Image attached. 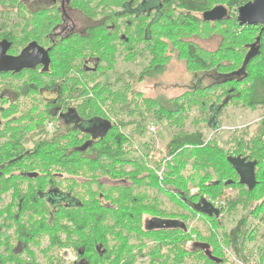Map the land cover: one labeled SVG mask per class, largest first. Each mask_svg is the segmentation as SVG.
Wrapping results in <instances>:
<instances>
[{
    "label": "trees",
    "instance_id": "1",
    "mask_svg": "<svg viewBox=\"0 0 264 264\" xmlns=\"http://www.w3.org/2000/svg\"><path fill=\"white\" fill-rule=\"evenodd\" d=\"M29 1L0 0V38L13 46L10 54H18L31 41L46 45L54 40L55 31L51 30L47 37L44 23L34 24L37 29L31 32V24L27 23L30 17L54 18L51 26L66 17L67 43L60 50L57 41L60 36L55 37L57 44L53 42L54 46H50L48 69L28 71L20 76L11 72L0 74V172L3 173L0 175V234L5 233L0 241L4 239L9 249L14 248L11 240L25 241L41 249L42 236L47 234L48 249H81L84 264H137L139 261L138 264H224L225 246L244 264L250 261L244 243L248 232L246 219H241L221 242L214 230L210 235L191 230L186 221L192 218L179 215L177 205L189 210L193 217L202 216L206 223L219 227L224 207L216 204L220 203L225 189L238 186L245 192L244 201H228L229 211H233L239 204L249 205L251 194L264 186V115L253 135L251 128L236 130L241 138L231 137L236 145L232 154L216 142L218 130L206 139L203 132L190 133L186 128L194 110L199 118L193 124L204 123L213 128L237 100L244 101L249 110L264 111V28L241 27L237 20L238 10L251 0H157L159 7L153 14L137 11L138 2L132 0H68L64 11L62 0H49L47 4L39 0L34 7L29 6ZM218 6L228 10V17L221 22H205L204 14ZM15 17L19 18L16 22L7 20ZM197 32L207 35L217 32L221 35L219 48L208 52L187 40ZM183 36L187 37L184 41ZM178 48L183 49L189 66L197 73L216 72L218 80L174 98L160 95L144 98L132 87L135 75L117 69L118 53L126 62L148 55L150 62L141 71L139 82L159 87L157 81L166 69L169 56ZM231 57L237 59L230 60ZM109 74L114 75L113 81L107 79ZM53 90L61 92L66 99H81L76 112L83 123L109 121L113 124L112 130L104 138L94 140L88 130L80 134L67 126L61 129V134L44 139V130L37 124L46 119L39 117V112H17L15 107L20 100L16 102L15 98H24L21 107L35 102L26 101L31 93L45 97ZM137 98L142 101V107L135 103ZM13 113L22 114L19 120L31 122L35 130L42 128L40 135V132L34 135L39 142L31 144L32 150L28 152L18 145L29 133L26 127L13 125L17 122L12 119ZM119 114L138 119L117 121L114 118ZM148 123L149 127L160 123L176 129L166 148L165 168L161 162L152 165L150 155L141 160L129 157L138 150L133 148V139L126 134V129L136 126L134 131L142 136ZM145 147L150 149L148 144ZM230 156L258 163L255 190L251 192L240 185L239 176L228 162ZM17 167L21 172L19 183L13 175ZM53 172L66 173L72 183L64 187ZM226 182L232 184L226 186ZM77 185L82 186L83 194L77 192ZM60 187L69 193L48 194L49 189ZM163 197L171 203L163 202ZM66 201H74L76 206H64L62 203ZM205 202L220 215L203 212ZM260 207L264 209V201ZM172 221L183 223L186 230ZM13 228V234L9 235ZM125 228L129 234L136 235V245L127 244L128 238L122 236ZM65 232L72 236L66 242L61 239ZM113 235L114 240L121 242L115 249L111 248ZM199 245H208L212 255L222 262L210 260ZM125 249L131 253L126 261ZM135 249L136 258L132 257ZM258 251L264 258V244ZM41 252L43 261L38 263L33 253L32 264L63 262L61 255L53 251L47 254L41 249ZM139 252H144L143 256H138ZM0 264L10 263L0 254Z\"/></svg>",
    "mask_w": 264,
    "mask_h": 264
},
{
    "label": "rangeland",
    "instance_id": "2",
    "mask_svg": "<svg viewBox=\"0 0 264 264\" xmlns=\"http://www.w3.org/2000/svg\"><path fill=\"white\" fill-rule=\"evenodd\" d=\"M153 5L155 4L149 2L147 6L142 7V10L151 9L154 7ZM215 35L218 37H216ZM220 36L221 35H219L217 32L215 34L211 33L208 35L206 33L197 32L195 33V35H190L188 39L187 37L183 36L182 40L184 41L187 39L192 43L198 44L202 49H205V51L207 50L208 52H215L219 48ZM174 51L175 52H173V54L169 56L166 69L164 70L163 74L157 81L159 87H156L155 84L139 82V75L141 71L149 65L150 58L148 57V55H146L145 58L138 57L132 62H126L123 59L124 56L123 55L120 56V54L118 53L117 69L120 72L130 71L132 74L135 75V77L133 78L132 87L135 91L140 92L144 98L153 97L156 95H160L162 97L165 96V97L174 98L181 96L187 93V91L193 89H202L208 87L211 84H214L218 80V76L216 72L197 73L192 66H189L187 57L186 55H184L185 52L183 51L182 48L180 49L178 48L177 50L174 49ZM180 52H182V54ZM232 59L236 60L237 58L231 57L230 60ZM113 76L114 75L109 74L107 76V79L113 81L114 79ZM43 98H44L43 96H40L37 93H31L26 101L31 102L32 100H34L35 102L29 104L25 103V105H23L24 107L23 109H20L21 102H19L17 112H26V113L31 111L39 112V113L46 112V108L43 103ZM137 101H135V103L139 104L138 107L140 106L142 107L143 105L142 101L141 100H139L138 102ZM0 104H2V102ZM4 105H8V104L6 103ZM130 108L132 111L135 110L134 106ZM142 112H145V108H142ZM263 115H264V111L249 110L246 108L244 101L242 100L235 101L234 104L230 105L225 110L219 121L218 122L216 121L217 125H220V130H218V134L215 135L217 139L216 142L220 144V146H222L226 152L232 154V152L236 149V145L234 144L235 142L231 140V137L240 134L239 132H236V130L240 131L245 128H251L250 133L251 135H253L254 132L258 130ZM124 118L126 122L134 121L138 119L137 116L130 117L128 114H119L117 119L116 118L114 119L118 121ZM197 118H199L197 110H194L192 112L191 118L186 123V128L188 132L194 133L196 131H200L203 132L206 139L212 137L213 134H215V128L214 127L208 128L204 123H200L199 126L198 123L193 124V120ZM149 124L150 123L146 124L145 134L142 136L138 135L134 131L136 129V126L132 125L126 129V134L128 136H131L133 139L134 142L133 148L138 150V152L131 153L129 157L133 159L136 158L138 160H141L147 155H150L152 165L154 164V162H158V163L161 162L165 168L166 160L168 159L166 154L167 151L166 148L167 145L170 143L176 129L170 128L168 125L159 123L157 125L158 126L157 134L152 135L148 128ZM240 138H241L240 136H237L235 139H240ZM145 144H148L150 149L145 147ZM190 170L191 169L189 168V171ZM161 171L162 173H164V169H162ZM87 176L89 175L87 174ZM23 187L25 189L26 185H23ZM76 190L78 193L83 194L82 191L83 188L81 185H77ZM255 192L256 193L251 194L252 199L249 205L247 204V206L244 207L243 204H239L237 207L233 209V211H229L228 208L229 200H232L233 202L234 201L240 202V200H243L244 197L246 196L242 188L238 186L234 187V189L233 188H229L227 190L225 189L223 192V196L220 200V203L216 204V207L217 206L224 207V211L219 220L220 223L219 227H215L210 223L209 224L206 223L204 221L205 219H202L203 218L202 216H201L202 218L199 216L193 217V214L189 210H185L178 205H177L178 207L177 211L179 215L192 218L191 220L186 221L188 227L191 230L194 229V232L196 230L206 235H210L209 232L214 230V233L217 234L221 242H224L226 234L228 235L229 232L237 225V223L241 219L243 218L246 219L248 232L244 238V243L247 249L246 254L248 256V259L250 258L249 259L250 261L246 262L245 264H252V263L264 264V258L262 257L261 253L258 251V248L262 249L264 244V239L262 238V236L264 235V209L263 207H260L261 202L264 201V186L259 187V189H257ZM163 202L171 203L165 197H163ZM168 206L171 207L172 204H168ZM206 220L209 219L207 218ZM223 251H224L223 256L226 259V262L224 264H244L236 256L233 255V251L231 250V248L225 246Z\"/></svg>",
    "mask_w": 264,
    "mask_h": 264
},
{
    "label": "flooded vegetation",
    "instance_id": "3",
    "mask_svg": "<svg viewBox=\"0 0 264 264\" xmlns=\"http://www.w3.org/2000/svg\"><path fill=\"white\" fill-rule=\"evenodd\" d=\"M68 0H62V9L64 11L65 5L67 4ZM133 1H137L138 5L136 8L137 11H142L143 12H149L148 14H153L155 13V9H157L159 7V3L157 0H132ZM44 2H46V4L49 2V0H44ZM150 3H154L155 5H153L154 7L148 10H142V7L147 6ZM39 4V0H30L29 1V6L30 7H34L37 6ZM136 9H134L135 11ZM133 12V11H132ZM151 12V13H150ZM19 18L15 17V18H10L7 20L16 22ZM25 20V19H23ZM52 21H54V18H42L41 20L39 18H35V17H30L27 19V23L31 24L29 26V30L31 32H35V29H37L35 26H33L34 24L37 23H44L43 24V31L45 30V32L47 33V37H50V33L51 30L55 31V34L53 35L54 40L52 42L47 43L46 45L41 44L37 41H31L25 48H22L20 52H18V54L16 55H11L10 52L13 49V46L11 45L12 48H10V50L8 51V54L11 56H19L21 55V53L29 48L31 45L33 46H37L40 47L42 49H44L45 51L48 52L49 57L51 54V47L50 46H54V44H59V49L60 50H64L66 48V38H67V33L66 30L68 28L66 22H67V18L64 17L62 19H60V21L57 23V25H52ZM58 21V20H57ZM56 21V22H57ZM25 26H23L24 28ZM40 28V27H39ZM59 29V33H56V30ZM60 36L58 37V40H55L56 36ZM3 42H7L6 40H2L0 38V43ZM54 42V44H53ZM9 43V42H7ZM34 49L30 48V52L32 53ZM51 62V59H50ZM50 65V64H49ZM49 65L46 67L44 65H39L37 66L35 69L32 70H24L20 73H13L11 72L10 74L15 75V76H20L22 75L24 72H28V71H35V70H40L43 71L45 69L49 68ZM1 74V73H0ZM61 92H59L58 90H53L52 92H49L48 95H44L45 97L43 98V101H46L45 104V108H46V112L44 113H39V117L41 118H45L46 120L38 123V127L43 128V132H42V137L44 139H51L54 135L57 134H61V129L65 130V128L67 126L72 127L76 130H78V133L82 134L81 132L83 130L87 131L91 129V139L95 138H101L102 136H104V130H98L96 129V123L95 124H89V123H83L80 115L76 112L78 106H80L79 104H81V99H66V97H64L62 94H60ZM16 102H18V100H20V102L24 101V98H19L16 97L15 98ZM52 101V102H49ZM49 102V104H47ZM75 105V106H74ZM18 109V105L15 107V109ZM21 108H24L23 106H21ZM16 109V110H17ZM1 111V110H0ZM22 117V114L17 113V114H12V119H16L17 122H15L13 125L16 126L17 128H19L20 126H24L26 127V132L29 133V135H27L26 138H24L25 140H21L20 143L18 145V147L21 150H25V151H30L32 150V147H30V145L32 144V146L37 145V143L39 141H37L38 138H36L37 136H34L36 132H40L42 130V128L39 130H35V125H31V122H24V121H20L19 118ZM2 116L0 115V125L2 124ZM29 126V127H27ZM15 127V128H16ZM112 130V129H111ZM110 132V131H109ZM41 134V132L39 133V135ZM38 135V136H39ZM106 135V134H105ZM97 136V137H96ZM104 138V137H103ZM96 139V140H97ZM19 167L15 168V170L13 171V175H16L17 181L16 183H19V180H21V178L19 177L21 172L18 170ZM3 174L2 172H0V175ZM53 175L59 176L58 178V183H60L61 185H65L68 183H72L69 179H67V175L66 173H57V172H53ZM127 183V181H126ZM127 186H129V184H127ZM56 191H61L62 194L66 195L69 192L67 191H62V188L60 187L58 188H51L49 189L48 194L51 193H56ZM64 206H76V203L74 201L70 202V201H66L65 203H62ZM151 228H156V227H152L154 225H150ZM64 229H66L67 225L66 223H64L63 225ZM69 227L71 228L72 226L69 225ZM15 228L11 229V231L9 232V235H12L14 232ZM117 231H121V228L118 229ZM127 228H125L124 231H122V236H125L128 238V245H136L137 241L135 239L136 235H131L127 232ZM5 233L0 234V237H3ZM68 237L70 239H72V236H68L66 233H63L61 235V239L64 240V242H66V240L68 239ZM74 238V237H73ZM115 236H112V241H111V248H118L116 246L121 245V242L119 240H114ZM140 241V240H139ZM145 240H143V243L145 244ZM0 243L2 244L0 246V254L4 256V258L10 263V264H32L33 262V258L31 257L33 255V253L35 254L36 258H38V263H41L43 261L44 255L41 252V249L46 250L47 254H51V252H55V254H59L61 255L62 258V263L61 264H84L85 258H83V253L81 249H77V250H73L71 248H67L65 247L64 250H56V249H48L49 247V242H48V236L47 234H44L42 236L41 239V249H38L37 247H33L31 245H28L27 242L22 241V242H17L14 240H11V244L14 245L13 249H9V247H5V243H4V239H1ZM7 245V243H6ZM96 252H98L97 250H95ZM125 253V258L124 261H126L125 259H129V254L131 255V253H126V249L124 250ZM97 254V253H96ZM118 254V252H117ZM137 250L135 249L133 251L132 257L136 258L137 257ZM144 252H139L138 256H143ZM147 258H145L144 260H146ZM142 261V260H141ZM140 263V261L138 262ZM137 263V264H138Z\"/></svg>",
    "mask_w": 264,
    "mask_h": 264
},
{
    "label": "water",
    "instance_id": "4",
    "mask_svg": "<svg viewBox=\"0 0 264 264\" xmlns=\"http://www.w3.org/2000/svg\"><path fill=\"white\" fill-rule=\"evenodd\" d=\"M228 17V10L223 6H218L208 12L203 16L205 22H221ZM237 20L241 27H258L263 26L264 28V0H251L248 4L242 6L238 10ZM11 45L7 42L0 43V73L2 72H13L20 73L24 70L35 69L39 65L48 66L50 64V57L47 51L37 46H30L25 49L19 56H11L8 54ZM30 48L34 49L33 52H30ZM216 118V116L214 117ZM96 129L104 130V134H107L112 128L113 124L109 121H95L89 124H95ZM215 131L220 130V127L215 123L213 126ZM89 132L91 131L88 130ZM97 137V136H96ZM103 137V136H102ZM229 164L233 167L240 179V185L247 187L250 191H253L257 184L256 161H247L246 158L241 156H230L228 158ZM232 182H226L225 185L229 186ZM203 212L207 213H216L217 216L220 215V212L216 210L212 205L204 203ZM172 224L178 227L186 226L183 223H178L172 221ZM206 252V255L210 260L221 263L222 260L217 259L210 252L208 245H199Z\"/></svg>",
    "mask_w": 264,
    "mask_h": 264
},
{
    "label": "built area",
    "instance_id": "5",
    "mask_svg": "<svg viewBox=\"0 0 264 264\" xmlns=\"http://www.w3.org/2000/svg\"><path fill=\"white\" fill-rule=\"evenodd\" d=\"M149 130H150V133H151L152 135H156L157 132H158V128H157L156 126H154V125L150 126V127H149Z\"/></svg>",
    "mask_w": 264,
    "mask_h": 264
},
{
    "label": "bare ground",
    "instance_id": "6",
    "mask_svg": "<svg viewBox=\"0 0 264 264\" xmlns=\"http://www.w3.org/2000/svg\"><path fill=\"white\" fill-rule=\"evenodd\" d=\"M30 212V211H29ZM39 215V214H38ZM29 219V218H28ZM30 220V219H29ZM66 233V232H65ZM54 238V237H53ZM6 247V246H5ZM60 249V248H59Z\"/></svg>",
    "mask_w": 264,
    "mask_h": 264
}]
</instances>
